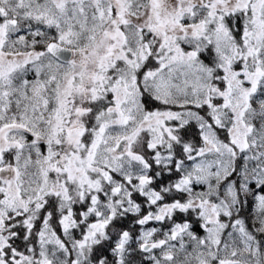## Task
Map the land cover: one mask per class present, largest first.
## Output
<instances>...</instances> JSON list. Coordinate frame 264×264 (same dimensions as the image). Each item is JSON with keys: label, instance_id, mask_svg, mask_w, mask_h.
Returning <instances> with one entry per match:
<instances>
[{"label": "snow or ice", "instance_id": "6c2138e0", "mask_svg": "<svg viewBox=\"0 0 264 264\" xmlns=\"http://www.w3.org/2000/svg\"><path fill=\"white\" fill-rule=\"evenodd\" d=\"M0 264H264V0H0Z\"/></svg>", "mask_w": 264, "mask_h": 264}, {"label": "trees", "instance_id": "16d2710c", "mask_svg": "<svg viewBox=\"0 0 264 264\" xmlns=\"http://www.w3.org/2000/svg\"><path fill=\"white\" fill-rule=\"evenodd\" d=\"M197 231H199L198 229H197ZM201 235L203 234V233H200Z\"/></svg>", "mask_w": 264, "mask_h": 264}]
</instances>
